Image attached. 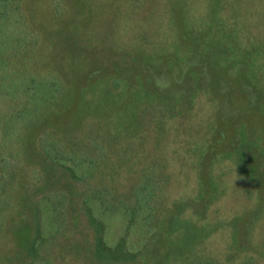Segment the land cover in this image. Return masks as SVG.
<instances>
[{
	"label": "trees",
	"instance_id": "obj_1",
	"mask_svg": "<svg viewBox=\"0 0 264 264\" xmlns=\"http://www.w3.org/2000/svg\"><path fill=\"white\" fill-rule=\"evenodd\" d=\"M103 1L0 0V264H144L150 245L164 232L165 210L182 212L185 201L191 207L189 201L197 202L208 189L206 163L230 157L232 147H221L223 129L254 117L264 122V85L253 79L260 70L247 63L256 57L264 61V38L257 46L249 42L254 36L243 35L246 27L255 28L259 12L252 7L262 0H240L234 18L216 0H199L201 14L212 21L216 12L223 14L215 37L210 25H202L200 33L192 28L193 17L186 14L194 10L186 3L183 10L172 0L176 54L166 72H153L154 80L166 84L184 73L196 79L203 75L201 86L189 84L187 100L206 106L213 101L219 114L212 116L215 121H206V131L198 138L201 157L191 179L195 192L181 196L180 190L191 183L177 171V155L182 150L188 156L192 150L179 147L184 140L177 135L180 104L169 99L167 107L158 85H151L157 95L138 102L131 112L139 130H128L131 120L119 118L111 104L84 110L91 101L85 87L89 76H96L111 98L124 86L127 73L118 57L105 61L75 32V14L94 16ZM116 1L120 12L132 13L143 0ZM127 23L119 26L121 33L128 30ZM232 32L238 37H231ZM205 33L210 39L201 49L195 40ZM67 37L89 54L84 63L76 60L84 72L77 68L68 77L62 67L70 68L69 59L61 61L59 55ZM138 37L145 41L143 31ZM237 38L243 39L242 46ZM197 51L202 62L206 58L198 70L192 56ZM230 94L241 103L240 111L227 102ZM76 104L77 113L72 111ZM254 184L262 209L264 175ZM186 248L155 264H264V234L256 254L235 260L201 246Z\"/></svg>",
	"mask_w": 264,
	"mask_h": 264
},
{
	"label": "rangeland",
	"instance_id": "obj_2",
	"mask_svg": "<svg viewBox=\"0 0 264 264\" xmlns=\"http://www.w3.org/2000/svg\"><path fill=\"white\" fill-rule=\"evenodd\" d=\"M103 2L101 9L97 10L94 16L75 14V19L79 23L75 32L80 34L77 36L74 32L75 36L84 39L83 41L89 46L96 47L93 52L99 50L100 57L105 58V61L108 60V57H118L122 64V71H127V73L125 72L124 86L121 85L118 94H114L111 98L108 92L103 89L104 85L95 79L96 76H89L85 87L88 88L87 93L91 101H88L89 98H87L88 109L84 108V110H91L95 105L103 107L111 104L116 108L119 118L131 120L132 125L127 127L128 130H139L131 112L134 111L138 102L150 100L157 95L153 93L151 85H158L160 91L158 93L162 99L164 98L163 101L167 107L170 105L169 99H173L181 105L177 108L180 111L182 122L177 125V135L180 133L184 140L179 142V147L188 145V149L192 151L188 156L182 154V150L181 153L179 152L176 169L184 177L190 179L188 181L191 185L180 190L181 196L190 197L196 188L194 182L191 181L196 176L193 166L198 165L197 162L201 157L202 146L198 138L202 132L206 131V121H215L212 116L219 114L216 103L213 101L206 106L200 101L196 105L192 100H187L189 84L196 88L198 85L201 86L205 80L203 75L198 74L196 79V76L193 77L189 73V78L185 73L179 74V81L166 80V84L165 81L157 84L158 82L154 80L153 72L157 70L166 72L176 54L173 45L175 44L176 31L172 30L171 13L169 12L172 0H143L139 8L132 13L131 11L120 12L116 0H104ZM176 2L183 10L186 9L185 3L194 10L191 12L192 14L186 15L187 18L193 17L190 25L192 28L196 26L199 33L202 25V28L210 25L213 27V31L222 25L220 21L223 19V14L216 12L214 21H212L213 17L209 19L207 14H201L199 0H178ZM239 2L241 1L231 0L230 4H227L216 0L217 6L223 4L230 11L231 18H234V7H237L236 4ZM255 2L252 9L255 13L259 12L256 26L252 30L246 27L243 35L246 38H249L250 35L254 36L249 42H255L258 46L257 42L260 41V38H264V29L262 28L264 0L260 6L257 4L258 1ZM209 20L211 21L208 22ZM126 22H128L126 25L128 30L121 33L119 26ZM141 31L145 37L144 42H141L138 37V33ZM216 31L213 33L214 37L215 33L217 35ZM74 33L71 32L70 36H73ZM236 35V32H232L231 37ZM189 37L192 38V35ZM196 37L198 36H195V39ZM208 39L210 36L205 33L201 39L195 40L196 45L201 49H206L204 46ZM213 39L215 40V38ZM237 39L239 40V38ZM235 41L237 46H242L244 43L242 38ZM182 42L186 43L187 41L182 39ZM72 43L67 37V44L64 45L65 48H62L63 52L62 50L59 52L61 61L64 57L68 58L70 62V68L62 67V71L66 72L67 77L69 73L73 74L77 68L84 72L85 66L80 65V61L82 60L84 63L89 57V54L79 50ZM257 46L255 47L257 48ZM229 49L231 48L229 47ZM256 53L259 55L258 50ZM157 55L162 56L158 59ZM192 56L195 59L194 64L198 66L197 70L200 69V66L205 64L206 58L204 57L202 62V55L199 51L193 53ZM78 59H80L79 63L76 61ZM260 60V57H256L254 61L249 59L247 63L249 65L256 64L260 72L253 79L263 86L264 61L261 63ZM145 88H149V90L146 91ZM232 95L226 97L227 102L234 109L238 108L237 110L240 111L241 103ZM259 102L262 100L260 99ZM186 106L187 108H185ZM190 106L193 107V110ZM77 107L76 104L75 111L74 109L72 111L77 113ZM206 113L208 114L206 115ZM230 116L232 119L237 117L234 114ZM233 122L223 129L222 134L226 140L221 144L222 149H227L228 146L232 147L230 148V157L222 161L212 162L209 160L206 163L205 180L208 189L205 191L206 194L198 196L197 202L194 199L189 201L191 207L186 206L185 201L182 212L176 211L174 207L165 210L162 221L164 232L156 242L150 245L148 254L145 255L144 264H155L167 255L183 251L186 247L195 246L205 247L225 260H235L244 254H256L264 234L262 232L264 208L261 209L257 206L259 192L254 184L256 178L264 175V122H257L255 117L251 122ZM236 147L238 149L234 150Z\"/></svg>",
	"mask_w": 264,
	"mask_h": 264
}]
</instances>
